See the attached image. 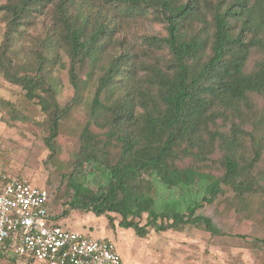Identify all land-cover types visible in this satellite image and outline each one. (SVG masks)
<instances>
[{
	"label": "trees",
	"instance_id": "obj_1",
	"mask_svg": "<svg viewBox=\"0 0 264 264\" xmlns=\"http://www.w3.org/2000/svg\"><path fill=\"white\" fill-rule=\"evenodd\" d=\"M0 12V73L44 115L49 157L61 119L78 101L80 69L98 70L79 147L62 174L72 195L60 216L93 212L112 223L113 213L143 238L149 228L189 225L223 235L197 210L226 188L235 204L258 196L264 207V0H5ZM144 17L165 29L146 37L148 48L168 57L145 63L119 36L120 24ZM44 18L53 23L31 40L30 71L22 72L18 41ZM59 49L73 87L64 106L52 75ZM0 101L14 117L13 105ZM158 187L197 197L183 211H157ZM257 241L264 246V237Z\"/></svg>",
	"mask_w": 264,
	"mask_h": 264
},
{
	"label": "rangeland",
	"instance_id": "obj_2",
	"mask_svg": "<svg viewBox=\"0 0 264 264\" xmlns=\"http://www.w3.org/2000/svg\"><path fill=\"white\" fill-rule=\"evenodd\" d=\"M5 0H0V4ZM53 19L44 18L24 31L19 39V49L15 62L22 72L25 68V55L31 46V40L43 33ZM4 19L0 12V42L4 32ZM119 36L126 39L133 52L145 63L155 58L168 57L167 50L148 48L146 37L163 36L165 29L161 23L150 18H135L120 24ZM60 61L53 66L52 75L57 80V100L61 106L72 101L73 87L69 80V59L59 49ZM98 70L85 64L78 73V101L73 103L68 113L61 119L59 134L52 155L43 138L45 129L40 124L44 115L38 106L28 101L24 91L18 85L10 83L0 73V100L13 105L16 114L0 101V166L3 170L22 176L33 184L45 187L50 193L49 211L55 220L81 222L79 231L85 232L88 226L90 234L98 237L108 236L116 245L126 264H264V246L257 238L264 237V207H260L261 198L253 196L248 205L231 201L232 191L226 188V195L217 198L211 204H204L197 214L208 216L222 231L223 235H212L203 228L185 226L180 231H155L149 228L146 237H139L132 228L119 225V216L112 213L113 221L105 215L93 212L70 211L67 218L59 214L68 208L66 202L72 190L62 180V174L70 172L71 154L79 147V133L84 123L89 103L92 99ZM154 208L168 211H183L196 200V192L179 194L178 191L163 190L158 187ZM190 195V196H189ZM242 209H239L241 207ZM67 219V220H66ZM145 219L141 221L143 224ZM77 224V223H76ZM90 226V228H89ZM244 237H240V236ZM0 264H43L18 259L10 262L0 256Z\"/></svg>",
	"mask_w": 264,
	"mask_h": 264
},
{
	"label": "built area",
	"instance_id": "obj_3",
	"mask_svg": "<svg viewBox=\"0 0 264 264\" xmlns=\"http://www.w3.org/2000/svg\"><path fill=\"white\" fill-rule=\"evenodd\" d=\"M45 187L0 166V253L43 264H126L115 243L53 219Z\"/></svg>",
	"mask_w": 264,
	"mask_h": 264
},
{
	"label": "crops",
	"instance_id": "obj_4",
	"mask_svg": "<svg viewBox=\"0 0 264 264\" xmlns=\"http://www.w3.org/2000/svg\"><path fill=\"white\" fill-rule=\"evenodd\" d=\"M67 220V219H66ZM60 223L61 224H63L64 226H66V227H69V228H71V229H73V230H77V231H79V228H78V224H80L81 222L79 221V222H73V224H72V222H70V221H60ZM77 223V224H76ZM84 227H85V229H84V231L85 232H82V233H85V234H88V235H90V236H93V237H96V238H106V239H109V240H111L108 236H105V237H98V236H96V235H92V234H90V231H89V229H88V226L86 227V225H84ZM89 228H90V226H89ZM81 232V231H80Z\"/></svg>",
	"mask_w": 264,
	"mask_h": 264
}]
</instances>
